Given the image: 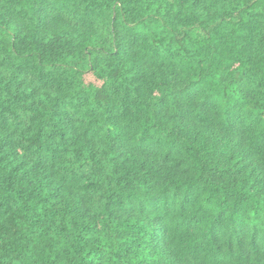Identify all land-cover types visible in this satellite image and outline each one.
<instances>
[{"label":"trees","instance_id":"1","mask_svg":"<svg viewBox=\"0 0 264 264\" xmlns=\"http://www.w3.org/2000/svg\"><path fill=\"white\" fill-rule=\"evenodd\" d=\"M0 264H264V0H0Z\"/></svg>","mask_w":264,"mask_h":264}]
</instances>
